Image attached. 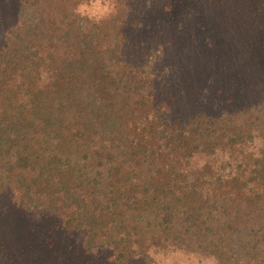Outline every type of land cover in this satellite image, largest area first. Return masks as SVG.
Instances as JSON below:
<instances>
[{
	"label": "trees",
	"instance_id": "1",
	"mask_svg": "<svg viewBox=\"0 0 264 264\" xmlns=\"http://www.w3.org/2000/svg\"><path fill=\"white\" fill-rule=\"evenodd\" d=\"M92 1L18 0L0 46V198L116 264L169 246L264 264V97L177 112L160 92L164 43L130 56L132 1L102 16L83 11ZM146 9L142 31L169 24Z\"/></svg>",
	"mask_w": 264,
	"mask_h": 264
},
{
	"label": "rangeland",
	"instance_id": "2",
	"mask_svg": "<svg viewBox=\"0 0 264 264\" xmlns=\"http://www.w3.org/2000/svg\"><path fill=\"white\" fill-rule=\"evenodd\" d=\"M131 1L134 17H142L129 31L130 56L138 60L157 49L161 52L163 47H158L164 43L160 92L177 112L217 114L264 97V0ZM113 6L114 0H93L83 11L102 16ZM145 7L170 19L165 20L169 24L164 22L159 30L151 22L142 31ZM18 9V0H0V46ZM185 10L189 15L179 22ZM172 13L178 15L174 20L169 17ZM82 242L83 233L64 229L59 218L27 211L8 195L0 198V264H116L110 251L88 253ZM209 262L217 264L211 257L169 246L125 264Z\"/></svg>",
	"mask_w": 264,
	"mask_h": 264
},
{
	"label": "clouds",
	"instance_id": "3",
	"mask_svg": "<svg viewBox=\"0 0 264 264\" xmlns=\"http://www.w3.org/2000/svg\"><path fill=\"white\" fill-rule=\"evenodd\" d=\"M209 264H211V262H209Z\"/></svg>",
	"mask_w": 264,
	"mask_h": 264
}]
</instances>
